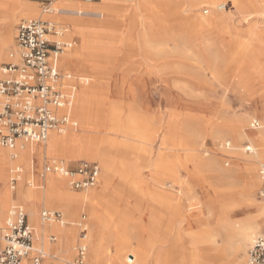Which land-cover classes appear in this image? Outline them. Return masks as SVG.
<instances>
[{
    "label": "rangeland",
    "instance_id": "obj_1",
    "mask_svg": "<svg viewBox=\"0 0 264 264\" xmlns=\"http://www.w3.org/2000/svg\"><path fill=\"white\" fill-rule=\"evenodd\" d=\"M66 1L15 0L13 11L10 10L12 8L10 2L0 6V37L4 35L2 29L7 13L15 15L11 24V39L0 58V78L1 69L11 61L10 54L16 50V26L21 21L45 20L56 26L68 28L63 41L75 40L76 44L65 51L64 55L73 52L76 48L79 49L83 39H91L95 45H100L94 50L100 60L104 58L103 62L99 61L98 70L91 69L87 63L88 57L85 56L79 58L78 63L82 67L80 70L73 63L69 66L71 69L60 65L59 59L58 69L70 73L78 80L75 92L81 87L97 84L95 93L97 90L100 94L94 98L89 97L88 105L92 107V111H95L93 114L100 111L103 116L109 118L101 126L99 133L87 134L94 137L102 146H104L102 139L107 136L114 144L112 148L115 153L111 154L114 165L118 166L119 161L125 164H138L140 169L138 172L144 181L140 179L134 181L138 188L137 195L128 198L125 192H120L115 194L118 199H114L112 194L101 191L106 186L102 183L103 170L101 162L96 157V150L86 151L87 155L91 153L93 159L86 155L70 156L67 150L65 154L42 153L39 158L29 153L26 156L15 154L17 157L11 154L7 167L6 189L10 190L13 202L8 207V211L17 202L25 208L28 216L30 215V226L34 229V243L46 254L44 264H70L76 254L77 239L81 235L82 226L86 227L85 240L80 243L86 246V264H110L121 242L126 245L127 255L138 253L140 250L148 252L147 264H155V260L164 252L170 258L171 264H183L186 256L190 258V253L194 255L195 252L193 245L191 246L192 240L189 239L190 244H187L186 235L199 227L196 224L191 227L182 224L178 221V213L174 215V222L166 221L165 218L157 219L156 223L152 222L153 208L149 200L154 193L149 186L150 183L152 184L150 178L156 169L160 168L162 171L161 163L165 162L167 170L166 161L171 162V167L174 163L177 170H180L183 183L193 191L191 200L195 206L191 211L192 217L204 211L208 217H214V222L219 221L220 209L225 206L226 191L231 188L239 190L242 187L241 179L245 176V171H240L244 168L240 159L248 157L251 152L243 151V147L248 145L247 140L239 143L234 140L233 128H236L237 121L242 118H245L243 129L249 133L258 131L251 128L252 120L256 119L259 122V128L264 124V81L257 73L258 69L264 71V43L257 41L264 40V0H242L248 5L247 11L250 14L244 21L239 19L240 11L229 2H225L228 11L232 12L234 20L237 21L229 24V31L233 34H238L239 29L248 32L251 36L247 37L257 41L253 43L255 53L260 51L257 54L258 59L249 72L247 84L245 87L242 85L240 89L235 84L229 66L230 38L227 36V31L193 27L191 24V22H202L205 18L224 15L225 10L221 13L215 10L217 5L224 4L222 0H209L197 8L189 7V0H132L131 3L125 0H92L91 3L76 0L75 9H101L100 5L105 4L106 1L109 6L116 8L115 13L112 14L115 16L109 18V22L105 19L99 20L97 17L90 18L87 19L90 26L80 25L78 29L73 24L77 19L62 14L55 15L56 9L65 6ZM89 4H94L96 7H86ZM45 8L50 12H45ZM205 9H209L207 14H204ZM187 16H192L193 19L187 20ZM104 18H107L106 13ZM184 19L190 22H184ZM99 22L100 24L97 25ZM79 97L78 94L77 105L81 100ZM110 116L114 117L115 123H110ZM127 119L132 120V123H126ZM74 121L77 124L76 128L72 130L66 128L64 131L65 133L72 131L78 140L84 133L79 130V122L76 119ZM124 128H129L127 139L120 134L117 136L112 134L115 129L122 131ZM120 143L125 145L122 147ZM29 144H33L34 147L44 145ZM74 145L68 149L75 150L77 145ZM14 147L11 149L0 147V151H11ZM116 153L121 154L116 155ZM83 160L97 163L99 166L101 175L96 186L84 192H75L68 187L66 181L63 189L73 196H81L94 189L96 192L101 191V198L91 203L97 207L90 204L80 206L74 216L68 217L65 223V213L57 203L39 204L34 214L17 196L18 189L24 192L31 191L36 195L44 193V182L40 178L43 173L42 168L47 162H62L74 168ZM16 168L20 170L19 174L25 181L22 184L17 182L11 190L9 182L13 176L12 171ZM254 168L259 174L260 165L256 164ZM131 173L133 176L137 174L134 170ZM225 174L230 177L229 180L223 179ZM113 176L107 190L115 189L122 180L119 172H115ZM261 186L262 183L254 189L253 199L262 207L264 203L258 197ZM111 202L118 205L114 213V205ZM231 202L241 203L237 197L232 198ZM95 207L96 214L92 215V209ZM48 210L61 214L64 226L60 230H48L42 224L40 213ZM8 211L3 216L4 220ZM182 213L183 217L188 214L185 211ZM250 213L251 210L245 209L244 213L238 212L235 218L245 220ZM124 214L130 219L116 230L113 229V221L108 222L102 236L103 249L99 257L95 256L93 259L92 250L99 242L96 239L101 224L99 221L119 219L124 217ZM4 220L0 225V231ZM258 229L252 243L246 245L243 250L245 256L243 252L239 253L240 257L244 256L243 264L247 262L248 249L263 233L264 224ZM149 231L152 232L151 236ZM65 232L67 234H64ZM50 236L56 239L55 243L49 242ZM68 236L73 238L72 248L69 246ZM216 239L221 245L222 237L218 235ZM148 240L154 243V248L150 251L146 246ZM185 247L186 251H184Z\"/></svg>",
    "mask_w": 264,
    "mask_h": 264
},
{
    "label": "bare ground",
    "instance_id": "obj_2",
    "mask_svg": "<svg viewBox=\"0 0 264 264\" xmlns=\"http://www.w3.org/2000/svg\"><path fill=\"white\" fill-rule=\"evenodd\" d=\"M60 1L61 0H59V2ZM108 1H106L105 4L100 5L101 9L83 10L74 8V5H76V0H67L65 6H61L60 8L56 9L55 15L61 16L62 14L64 16H69L73 17V19H77L73 23L75 25V28L77 29L80 28V25L81 27L90 26L91 24L87 21V19L90 18L97 17L99 18V20L102 19V21H104L105 19L109 22V18L115 16H112V14L115 13L114 10L116 8L109 6L107 3ZM125 1L131 3L132 0ZM8 2L12 3V8L10 10L13 11L15 0H0V6H5ZM206 2H209V0H189V7L197 8L198 6L203 5ZM222 2H224L225 6V2H229L233 7L239 10L241 14L239 19H241L242 21H244L245 19H247V17L250 16V14H248L249 12L247 11L249 7L248 5H246V3H244V1L222 0ZM86 7L96 6H94V4H89L86 5ZM105 13L107 15V18H104ZM14 17L15 15H13V13H7L6 15V21L3 24L2 29L4 30L5 36L2 35L0 37V58L2 57L3 52L7 49L6 47L8 46V43L11 39V24L13 22ZM233 17L234 16L232 15V12L228 11V8L226 6L225 14L221 17L215 16L212 18H205L202 22H191V24L193 25V27H208L210 29L216 28V30L224 29L225 31H227V36L230 38V44L228 46V57L230 59L229 66L232 70V77L235 79V84L238 89H240L242 85H244L245 87V85L247 84V80L250 77L249 72L254 66L255 61L258 59L257 54L260 53V51L257 54L255 53L253 43L257 41H259L260 43H264V40H253V38L251 39V37H247L251 36L248 32L240 31V29L238 30V34L231 33L228 27L229 24L237 22L236 20H234ZM186 19L191 20L193 19V17L187 16ZM239 19H237L238 22ZM185 21L186 20L184 19V22ZM98 24H100V22L97 23V25ZM97 45L98 44L95 45L91 39H83L79 46V49L76 48L73 52L66 53L65 55L63 54L59 57V64L65 65L66 68H69L70 64L73 63L76 64V66L79 67L78 69L80 70L82 67H80L81 64L78 63L79 58L81 56H85L88 57L87 63H89L91 69L96 71L98 70V66H100L99 61H104V58H101L100 60V57L96 56L97 54L94 50L96 49ZM257 73H259L258 75L264 81V71H260L258 69ZM96 86L97 84L91 87L89 85L88 87H81L79 90H77V92H75L71 96V102L68 108V112L70 113L72 119H76L79 122V130L84 133L80 139L77 140L72 131H69L68 133H65L66 131H64L60 134L55 132H49L48 138L44 143L43 147H34L33 144L30 145L29 143L17 141L13 145L15 147L11 151H0V225L4 220L3 216L8 211V207H10L11 202H13V197L11 196L10 190L6 189V183L8 181L7 167L9 166V157H11V154L17 157L15 154L26 156L29 153L35 154L39 157L42 153L45 154L47 152H60L65 154V151L67 150V152L70 153V156L86 155L90 159H93L91 153L87 155L86 151L89 150L92 152L96 150V157L98 158L99 162H101L103 170L102 183L106 186L104 189H101V191L103 193L112 194L114 199H118L117 197H115V194H119L120 192H125L128 198L137 195L138 192L136 191L138 190V188H136L137 185H135L134 181H136L137 179H140V181H144L141 177L140 172H138L140 170L139 165L133 163L125 164L123 161H119L118 166H115L111 158V154L115 153L112 148L114 144L107 138V136H104L102 139V143L104 146L99 145V141L87 134L91 132L99 133L100 129L102 128L101 126L105 123L106 119L109 118L107 116H103L100 111L97 112V114H93V112L95 111H92V107L90 108V106L88 105L87 99L89 97L94 98L100 94L97 90V93H95ZM78 94L81 100L77 105ZM113 118L114 117L110 116V123L114 121ZM126 123L131 124L132 120L127 119ZM244 123L245 118H242L237 121L236 128H233V131L235 130L234 140H236L237 143L242 142V140H247L248 145L243 147V151L250 150L251 152L248 157L240 159V161L242 162V166L244 167L243 170L240 169V171H245V176L241 179L243 185L239 190H234V188H231L226 191L225 206L220 209V216L218 217L219 221L214 222V217H208V215L204 211H200V213L196 217H192L191 211L195 206V203L191 200L193 191L191 190V188H189L183 183V177L179 172L180 170H177V167L174 166V163L171 167V162L166 161L168 170L165 168V162L161 163L163 168L162 171H160V168H158L152 172L150 178L152 184H149L154 193V196L150 199L152 202H154L152 203V222L156 223V220H159V218H165L166 221L174 222V215H177L178 213L177 217H179V222L187 225L188 227H191L194 224L199 227L197 230H191V232H188V234L186 235V238L188 240L187 244L189 245L190 240H192L191 246L193 245L195 252L194 255L193 253H190V258L189 256H186L183 264H243L245 256L243 250L245 246L252 243V241L257 235V232L259 230L258 228L260 227V225L264 224V205L261 207V205L253 199L254 189L261 185V178L259 177L260 173L258 174L254 167L256 164L260 165V168L261 166H264V124L263 126H260V128L256 129L258 131L249 133L245 129H243ZM128 130L129 128H124L122 131L115 129L112 134H115V136H117V134H120L127 139V137H129ZM21 143H23L24 145ZM108 143H111V145H109ZM74 144L77 145V148L75 150L68 149L73 147L72 145ZM120 144H122V147L125 145V143ZM120 154L116 153V155ZM132 170H134L137 174L133 176V174L131 173ZM115 172L120 173V178L122 180L119 181L115 189L107 190V187L112 182V178L114 177L113 175L115 174ZM17 179V184H22L25 181L21 174L17 176ZM223 179H225L226 181L229 180L230 177L225 174L223 175ZM43 182L45 191L42 195H36L33 194L31 191L24 192L23 190L18 189L17 196L21 200H23V203H26V207H28L29 211L34 214H36L35 205L37 203L44 205H51L53 203H57L65 213V223V220H67L68 217L74 216L75 212L80 206L84 207V205L88 206L89 204L92 206H96L91 203L101 198V191L96 192V189H94L95 191L93 190L89 193H84L81 196L71 195L68 191H65V189H63L66 179H63L57 175L49 174ZM234 197H237L241 201V203H232L231 200ZM111 203L112 205H114V213V211L118 208V205L113 202ZM185 205L188 206L184 207ZM96 207L92 209V215L96 214ZM245 209L251 210L250 215L247 216L245 220L236 219L235 215L238 212L244 213ZM183 211H185V213H188L184 217V214L182 213ZM109 214L107 216H109ZM128 216L130 217L129 214ZM129 217L124 214V217H120L119 219H108L107 222L104 219L99 221V223L101 224L99 225V233L97 234L98 237H96L99 242H97L94 247V250H92L91 255L93 259H95V256L99 257L101 249H103L104 245L102 241V236L104 229L107 228L109 224L108 222L113 221V229L116 230V228H119L125 223V221L130 219ZM212 223L215 224L212 225ZM42 224H44L45 228H47L48 230L51 229L53 231L60 230L61 227L64 226L63 221L62 223L49 222ZM64 234L67 233L65 232ZM149 234L151 236L152 232L149 231ZM160 235H162V233ZM218 235L222 237L221 245H219L216 241V237ZM118 240L121 241L120 239ZM72 241L73 238L68 236V242L71 248L73 245ZM1 245L2 244L0 242V246ZM146 246L148 247V251H150L154 248V243L152 242V240H148ZM125 247L126 245L121 242L120 248L117 252H115L114 260H111L110 264H147L148 252L146 253L140 250L138 253H129L127 255ZM187 248L185 247L184 251H186ZM242 252L244 256L240 257L239 253ZM167 256L168 255L166 252L162 253V255L158 256V258L155 260V264H171V262H169L170 258ZM192 258L194 259L192 260Z\"/></svg>",
    "mask_w": 264,
    "mask_h": 264
},
{
    "label": "built area",
    "instance_id": "obj_3",
    "mask_svg": "<svg viewBox=\"0 0 264 264\" xmlns=\"http://www.w3.org/2000/svg\"><path fill=\"white\" fill-rule=\"evenodd\" d=\"M91 3L92 0H83ZM225 4L217 5L219 13ZM45 12H50L48 8ZM209 9L204 10L207 14ZM68 28L56 26L48 21L25 20L16 26L14 53L11 61L1 69L0 78V147L10 149L17 141L44 144L49 132L62 133L66 128L75 129L77 124L69 115L71 96L78 80L70 73L58 69V59L71 49L75 42L63 41ZM252 129L259 122H251ZM250 152V150H249ZM15 157V156H14ZM42 178L47 174L66 179L75 192L94 188L101 170L97 163L81 161L74 168L62 162L50 161L42 168ZM11 190L18 182L20 170L12 171ZM261 189L258 197L264 203V166L260 168ZM25 209L13 205L0 231V264H43L45 254L34 246V229L27 224ZM43 223H62V216L55 211L40 214ZM86 227L82 226L81 236ZM53 240V237H51ZM246 264H264V231L247 251ZM86 246L79 245L70 264H86Z\"/></svg>",
    "mask_w": 264,
    "mask_h": 264
},
{
    "label": "crops",
    "instance_id": "obj_4",
    "mask_svg": "<svg viewBox=\"0 0 264 264\" xmlns=\"http://www.w3.org/2000/svg\"><path fill=\"white\" fill-rule=\"evenodd\" d=\"M62 16H63V15H62ZM66 37H67V36H66ZM74 42H76V41L74 40ZM75 44H76V43H75ZM37 158H39V157H37ZM40 179H41V181H44L45 178H42V175H41V178H40ZM149 201L151 202V204L154 203V202H152L151 200H149ZM15 204L20 205L22 208H24L21 204H19V203H17V202H15L14 205H15ZM38 206H39V203H37V204L35 205V207H36V211H37L38 208H39ZM152 206H153V204L151 205V207H152ZM24 209H25V208H24ZM8 212H9V211H8ZM25 212H26V210H25ZM55 212H57V211H55ZM58 213H59V212H58ZM40 214H41V213H40ZM7 215H8V213H7ZM26 216H27V218H26V220H27V224L30 225V224H31L30 221H29L30 215L28 216V214L26 213ZM62 219H63V218H62ZM51 237H52V236L49 237V242H53V243H55L56 239L53 237V240H51ZM85 237H86V233H85L84 236H81V235L79 236V238L77 239V242H78V243H77V247L80 245V243H82L81 241H84V240H85ZM81 238H82V239H81ZM33 243H34V241H33ZM34 246H35V248H37V249H41V250L43 251V249H42L41 247L39 248L35 243H34ZM77 247H76V248H77ZM73 259H74V258H73ZM24 264H29V261H26ZM43 264H44V262H43Z\"/></svg>",
    "mask_w": 264,
    "mask_h": 264
}]
</instances>
